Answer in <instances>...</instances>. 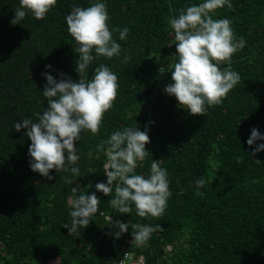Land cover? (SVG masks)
Instances as JSON below:
<instances>
[{"label": "trees", "instance_id": "obj_1", "mask_svg": "<svg viewBox=\"0 0 264 264\" xmlns=\"http://www.w3.org/2000/svg\"><path fill=\"white\" fill-rule=\"evenodd\" d=\"M91 2L57 0L45 19L28 14L13 25L19 0H0V264H116L125 251L144 256L146 264H264V152L252 157L246 143L253 128L264 135V0H231V8L213 13V19L228 18L236 39L246 42L231 58L241 79L220 104L195 116L162 93V85L174 83L170 70L177 61L169 18L203 0H107L110 31L122 52L94 60L86 71L91 79L96 67L108 65L119 88L99 132H83L76 142L80 175L68 185L67 173L53 169L55 179L49 181L31 170L27 129L16 132L14 124L27 117L35 121L46 108L42 73L79 80L65 17L73 5ZM124 27L130 32L120 41ZM226 67L221 64V70ZM136 126L150 137L149 153L136 172L147 174L153 159L168 171L172 195L160 217H139L134 205L130 214H120L109 204L112 196L95 188L107 180V158L104 153L97 158V145H106L116 130ZM199 178L206 184L198 195ZM71 187L96 192L100 200L79 235L63 228L71 222ZM107 216L113 224H130L116 243L110 237L118 229ZM131 224L156 231L138 245Z\"/></svg>", "mask_w": 264, "mask_h": 264}, {"label": "clouds", "instance_id": "obj_2", "mask_svg": "<svg viewBox=\"0 0 264 264\" xmlns=\"http://www.w3.org/2000/svg\"><path fill=\"white\" fill-rule=\"evenodd\" d=\"M56 3L57 0H19L11 24H21L28 14L43 20ZM224 7L231 8V0H203L181 9L178 16L168 21L174 30L177 61L170 70L174 83L166 86L164 91L177 99L178 107L193 116L206 115L208 109L220 104L241 79L231 68V58L246 46V42L243 37L236 39L228 18L213 19V13ZM65 20L67 31L76 44L79 80L73 81L62 72L59 80L49 71L42 73L46 80L42 90L46 108L42 113H36L35 121L31 117L23 118L22 122L14 124V128L16 132L27 129L26 136L31 140L29 164L33 172L51 181L55 177L50 171L55 169L67 173L63 177L64 183L73 185L72 178L80 175L76 142L80 141L83 132L93 135L99 132L104 114L113 107L119 88L118 77L108 65L96 67L91 79L86 70L100 57H119L122 46L110 31L107 0H92L87 7L73 5ZM118 31L119 40L124 41L130 29L124 27ZM127 61L125 55L122 62ZM222 63L228 67L221 70ZM46 67L51 69L52 65ZM159 71L165 72L163 67ZM257 141H264V135L253 128L246 141L252 148V157L264 152V143ZM149 143L148 131H141L136 126L112 132L106 145L101 143L96 147L97 158L100 153L107 158L104 164L107 180L97 183L95 188L112 196L109 204L120 214H130L133 205L139 217H160L166 210L172 193L168 171L161 167L160 160H152L147 174L136 172L149 153L146 150ZM92 155L89 152V156ZM194 183L199 195L206 181L199 178ZM71 193L68 197L71 222L65 223L63 228L69 235H79L78 229L87 228L91 217L97 214L100 200L96 192L88 194L78 187H71ZM110 225L118 229L115 239L127 233L130 226L120 220L113 224L112 219ZM131 227L138 245L147 243L156 231L150 225L131 224Z\"/></svg>", "mask_w": 264, "mask_h": 264}, {"label": "built area", "instance_id": "obj_3", "mask_svg": "<svg viewBox=\"0 0 264 264\" xmlns=\"http://www.w3.org/2000/svg\"><path fill=\"white\" fill-rule=\"evenodd\" d=\"M169 84H172V82L166 81L162 85V93L166 94V92L164 90H165L166 86H168ZM170 97H174V96H170ZM106 218L109 222H111V219H112V222H113L112 217L107 216ZM110 238L113 239V243H116V240L114 239L113 233H111ZM168 249L171 250V248H168ZM115 262H116V264H146L144 256L137 257L136 255H134L130 251L120 252L118 254V258Z\"/></svg>", "mask_w": 264, "mask_h": 264}]
</instances>
